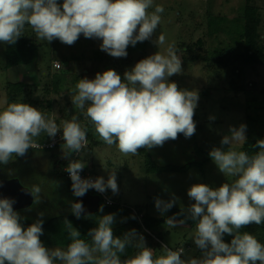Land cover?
Returning <instances> with one entry per match:
<instances>
[{
	"label": "clouds",
	"instance_id": "9594fccd",
	"mask_svg": "<svg viewBox=\"0 0 264 264\" xmlns=\"http://www.w3.org/2000/svg\"><path fill=\"white\" fill-rule=\"evenodd\" d=\"M163 12L164 7L154 5V0H0V43L14 45L28 25L39 40H59L71 46L83 35L102 41L99 48L109 56L126 58L127 48L138 42L151 40L156 46L165 45L162 33L152 39ZM177 52L175 42L169 43L163 51L126 70L123 79L113 69L96 73L94 79H79L71 103L78 109L86 108L84 115L98 137L109 146L115 144L124 155L162 147L180 134L191 138L196 132L194 115L199 92L170 82V77L183 70ZM57 67L62 65L57 62ZM5 103L7 106L0 111V164L7 165L13 154L23 157L30 148L37 147L34 138L42 132L50 138L61 132L55 120L38 108L27 103ZM246 131V124L229 126L230 134L222 137L221 147H213L208 153L220 173L235 179L219 187L193 184L187 190L194 203L186 209L185 219L195 222L193 243L201 253L199 258H182L183 248L172 250L163 244L162 254L154 256V249L146 246L143 235L135 229L123 237L115 236L114 213L99 218L97 227L87 234L90 240L81 238L65 218L71 242L66 249L48 248L40 239L44 214L39 213V219L24 227L23 218L13 209L15 200L0 198V264H264V244L253 234L240 231L251 224H264V139L253 145L259 149L254 155L238 151L236 146L246 143ZM62 140L65 157L87 145V128L76 115L62 121ZM84 168V162L72 160L65 169L74 196L83 197L90 189L101 194L109 189L113 195L119 193L115 171L107 180L82 179ZM40 191L38 186L31 188L34 202H38ZM176 200L174 194L167 201L156 197L154 205L163 215ZM70 211L80 219L85 209L82 202H75ZM181 215L176 213L165 223L169 227L183 225L185 219H177ZM225 235L232 237L230 243L224 242ZM129 245L138 251L121 259Z\"/></svg>",
	"mask_w": 264,
	"mask_h": 264
},
{
	"label": "rangeland",
	"instance_id": "374dc122",
	"mask_svg": "<svg viewBox=\"0 0 264 264\" xmlns=\"http://www.w3.org/2000/svg\"><path fill=\"white\" fill-rule=\"evenodd\" d=\"M62 2L58 0V3ZM156 4L162 5L164 12L152 39L162 33L166 37L165 45L156 46L151 40L138 42L135 47L127 48L126 58L109 56L99 48L102 41L86 39L83 35L71 46L59 40L48 43L37 39L35 32L26 25L14 45L0 43V111L7 106L5 101L27 103L54 119L61 131L62 121L71 120L76 115L91 135L92 147L84 159L91 164L93 174L105 179L108 172H116L120 195H113L109 189L110 197L127 207H141L142 212L149 217L162 219L170 215L172 210L187 213L186 209L194 203L187 196L191 185L202 183L219 187L235 179L220 173L208 155L213 147H221L222 137L230 134L229 126L246 124V140L264 139V107L260 105L262 97L257 100L253 97L264 92V63L261 59L264 55V0H154ZM248 8L253 10L251 20L254 18L252 21L259 35L256 45L263 52L258 56V62L249 64L246 63L244 45L248 13L251 11ZM172 42L178 49L183 70L181 74L170 77V82L177 83L181 89L199 92L194 115L196 132L188 139L177 138L167 141L170 144L165 143L162 147L140 149L137 155H124L115 144L109 146L98 137L94 126L84 115L86 108L81 110L71 103L75 85L79 79H94L96 73L108 69L115 70L123 79L126 70H130L141 59L163 51ZM55 61L61 63V71L53 68ZM21 83L24 88L19 91L17 84ZM210 116L215 119L209 120ZM49 138L42 132L34 140L43 143ZM223 147L227 150L228 146ZM241 147L236 146V150L241 151ZM190 164H202L203 167H192L185 172L148 171L149 167L181 168ZM61 166L59 164L56 167V173H59ZM20 180L24 186L31 188L27 181ZM173 194L177 198L175 205L161 215L155 208L154 198L167 201ZM69 205L66 189L55 184L39 194L38 202L31 210L23 212L22 218H33L35 222L40 218L38 214L43 213L45 222L48 218L65 213ZM103 215L104 211L93 216L92 222L97 225ZM124 221L123 217L115 214L113 230L124 228ZM132 229L136 230L137 227ZM147 230L151 234L144 236L145 243L154 249V256L162 254V244L172 250L183 248L185 255L182 258L201 256L193 243V227L162 225L158 230L164 234L159 238L157 232ZM137 233L141 235L140 227ZM254 233L258 241L264 244V232ZM187 245L192 248H187ZM137 251L133 247V255ZM126 255L127 248L121 259H126Z\"/></svg>",
	"mask_w": 264,
	"mask_h": 264
},
{
	"label": "trees",
	"instance_id": "16d2710c",
	"mask_svg": "<svg viewBox=\"0 0 264 264\" xmlns=\"http://www.w3.org/2000/svg\"><path fill=\"white\" fill-rule=\"evenodd\" d=\"M251 10L248 13V22L246 25V29H245V36H244V45H245V50H246V63H255L258 62V56H260L261 54H263L262 50L258 48V46L256 45V40L258 39L259 35L257 33V26L255 25V23L251 20V15H252V9L248 8V11ZM262 62L264 63V55L261 56ZM19 91L22 90L24 88L23 84H17ZM21 85V86H20ZM254 99L257 100L260 97H262L260 105L262 107H264V92L263 93H259V94H255ZM87 135L89 137L90 140V136L89 133L87 132ZM184 136L182 134L179 135L178 138H183ZM258 139H247L246 143L242 145L241 147V151H245L247 152L249 155H254L257 151H259V149L253 147V145H255L256 141ZM13 156H15V154H13ZM18 158V157H17ZM151 159V158H150ZM63 164V162L61 163ZM149 164H150V160H149ZM200 167L202 168L203 165L202 164H190L184 167H179V168H174V167H167V168H160V167H149L148 171L150 172H171V171H187L188 169L192 168V167ZM58 176H60L61 179H63L64 181H66L67 183H69L70 187H71V181L67 180L60 172L57 173ZM116 201V200H115ZM118 202V201H116ZM119 203V202H118ZM138 208V207H137ZM141 207H139V211H143L142 209H140ZM104 214H120L123 217H125V225L124 228H120V229H115L113 230V233L115 236L117 237H123V235L130 231L133 227H137L136 231H139V225L136 221V219H133V215L132 213L127 210V209H123L119 204L115 205L111 208H103ZM182 212L183 215L181 216H177V219H185L188 215V213L180 211V210H172L171 214L166 216L165 218L162 219H156L153 217H149L147 215H145V225L148 229L157 232V237H161L163 236L164 232L162 233L161 231L158 230L159 227H161L162 225H167L165 223L166 218L171 217L173 215H175L176 213ZM65 218L67 220H69L73 227L76 228L80 233H81V238L85 239V240H90V237H88V232L90 229L97 227V225H95V223L92 222L93 218L92 217H85V218H80V219H76V217L74 215H72V213H62L59 216H54L51 217L50 219H48L47 221H45L43 223V230H44V234L41 236V240L44 243V245L47 247H67V245L71 242L70 238H69V234H68V229H67V224L65 223ZM33 222L30 221H24L22 220V224L24 225V227L29 226L30 224H32ZM94 224V225H92ZM92 225V226H91ZM128 225H130V228L128 229ZM183 225L189 226V227H193L195 228V222L190 220V219H185V223ZM241 233L243 232H249L250 234H255L254 232L258 231L260 233L264 232V224L261 225H256V224H251L247 227H244L242 229H240ZM260 238V237H258ZM232 237L225 235L224 236V242L226 243H230ZM133 256V247L131 245H129L127 247V255L126 258H130Z\"/></svg>",
	"mask_w": 264,
	"mask_h": 264
},
{
	"label": "crops",
	"instance_id": "0c3cea01",
	"mask_svg": "<svg viewBox=\"0 0 264 264\" xmlns=\"http://www.w3.org/2000/svg\"><path fill=\"white\" fill-rule=\"evenodd\" d=\"M165 143L170 144L169 142H165ZM91 147H92V144L90 142L89 150H91ZM97 147L100 148L99 145ZM62 149L64 148H58L54 151H28L27 154L23 157L17 158V156H13L9 164L7 165L0 164V180L1 179H11V178L24 179L31 185V188L33 186H38L41 190L40 193H42L44 189L48 186H54L55 184L61 185L66 189L67 198H69L70 200V205L68 206V209L67 208H65L66 210L64 209L65 213L66 212L69 213L71 212L70 211L71 203H74L76 196L73 195L69 183L61 179L60 176H58L56 173V167L66 159ZM109 163H111V161H109ZM90 165L91 164L88 163L89 169H90ZM92 166H94V164H92ZM90 171L92 172V174L94 173L91 169ZM107 178H108V174L105 175V179ZM118 195L120 194L118 193ZM118 202L123 204V202L119 200ZM123 205H126V204H123ZM60 209L62 208L60 207ZM25 211L26 210L17 211V212L22 217L23 216L22 214L23 212L25 213ZM120 216L123 217L122 215ZM23 220L34 222L33 218L23 219ZM125 222L126 221H124V223ZM186 247L189 249L192 248L190 245H187Z\"/></svg>",
	"mask_w": 264,
	"mask_h": 264
},
{
	"label": "built area",
	"instance_id": "2783aa9c",
	"mask_svg": "<svg viewBox=\"0 0 264 264\" xmlns=\"http://www.w3.org/2000/svg\"><path fill=\"white\" fill-rule=\"evenodd\" d=\"M57 62L58 61H55L53 63V68L56 71H61L62 67H57ZM87 141H88L87 145L79 153L68 154L66 159L63 161L62 166L60 167L59 172L69 181H71V180H70L69 174L65 171V169L67 168L69 162L72 160H80V161L85 163V168L80 173L82 179H88V178L95 179V178H97L95 175L92 174V172L88 168L87 161L84 159V156L87 154V152L90 148V141H89L88 135H87ZM35 143L38 146L30 148V149H35L36 151H54L58 148H64V141L62 140V131L58 132L55 138H49L48 140H45L43 143H38V142H35ZM88 193H90L91 195H94V196H98L100 199V205L103 206V208H111V207L119 204L123 209L129 210L132 213V215L135 217V219H136V221H137V223L141 229V232H142L141 235H143V237H144L145 235L151 234L150 231H148L146 228L145 214L143 212L139 211L138 209H136L134 207H127L126 205H123L121 203L116 202L113 198L110 197L108 190H106L105 193L101 194V193H98L94 189H90L88 191Z\"/></svg>",
	"mask_w": 264,
	"mask_h": 264
},
{
	"label": "water",
	"instance_id": "95a60500",
	"mask_svg": "<svg viewBox=\"0 0 264 264\" xmlns=\"http://www.w3.org/2000/svg\"><path fill=\"white\" fill-rule=\"evenodd\" d=\"M30 190L31 188L24 186L19 178L0 180V198L15 200L14 211L28 210L34 206L35 202ZM75 202H82L83 204L85 211L81 214L82 218L93 217L102 213L98 196L87 192L83 197H76Z\"/></svg>",
	"mask_w": 264,
	"mask_h": 264
},
{
	"label": "flooded vegetation",
	"instance_id": "af4514ba",
	"mask_svg": "<svg viewBox=\"0 0 264 264\" xmlns=\"http://www.w3.org/2000/svg\"><path fill=\"white\" fill-rule=\"evenodd\" d=\"M55 167V166H54ZM36 203V202H35Z\"/></svg>",
	"mask_w": 264,
	"mask_h": 264
}]
</instances>
